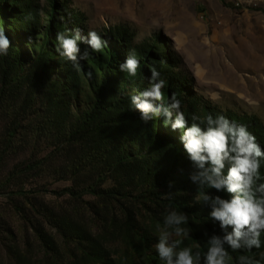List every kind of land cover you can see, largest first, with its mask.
Instances as JSON below:
<instances>
[{
    "label": "rangeland",
    "instance_id": "obj_1",
    "mask_svg": "<svg viewBox=\"0 0 264 264\" xmlns=\"http://www.w3.org/2000/svg\"><path fill=\"white\" fill-rule=\"evenodd\" d=\"M77 28L108 41L79 71L55 49L58 32ZM0 29L12 43L0 56V264H164L153 247L164 217L185 212L192 230L201 197L173 172L156 183L166 155L113 103L147 88L155 67L183 112L264 127V0H0ZM133 50L145 72L126 84L119 64ZM97 94L102 115L84 123ZM142 124L175 141L157 119Z\"/></svg>",
    "mask_w": 264,
    "mask_h": 264
},
{
    "label": "clouds",
    "instance_id": "obj_2",
    "mask_svg": "<svg viewBox=\"0 0 264 264\" xmlns=\"http://www.w3.org/2000/svg\"><path fill=\"white\" fill-rule=\"evenodd\" d=\"M107 44L108 41L96 31L83 35L77 28L58 32L55 49L79 71L83 67L82 61H87L91 53L101 52ZM81 45L86 47L82 50ZM10 47L11 40L0 29V56H7ZM139 68L140 60L134 50L119 64V70L130 77H135ZM149 71V86L129 96L132 110L139 112V119L144 124L159 119L171 131L179 132V141L193 166L188 174L192 184L216 193H227V198L210 191L202 195L204 206L210 208V221L218 225L222 233H203L207 238L206 252L181 247L182 240L174 237L190 235V230L184 227L188 216L185 212L172 210L164 217V227L153 245L159 258L164 264H231L229 249L233 252L260 249L264 233V182H260L264 148L246 125L230 120L224 114L213 116L209 113L203 119L193 115L189 123L181 110L182 101L175 93L165 102L163 89L167 82L161 78V73L155 67ZM87 76L91 79L93 73L88 71ZM174 187L175 181H168L166 198H171ZM237 264H260V261L240 255Z\"/></svg>",
    "mask_w": 264,
    "mask_h": 264
},
{
    "label": "trees",
    "instance_id": "obj_3",
    "mask_svg": "<svg viewBox=\"0 0 264 264\" xmlns=\"http://www.w3.org/2000/svg\"><path fill=\"white\" fill-rule=\"evenodd\" d=\"M223 1V0H221ZM27 23V22H25ZM23 23L21 28L22 29H28V24ZM43 70L46 71L47 66L44 64L42 65ZM145 70L140 68L138 69L137 75L135 77H130L127 75L126 84L134 83L136 79L142 78ZM106 82L105 74H102L101 83L104 84ZM173 90H167L164 94L165 97L170 96L173 94ZM168 102V100H167ZM166 102V103H167ZM113 106L115 108H118L120 111H122V115L125 120V124L128 127L133 128H139V133L142 136L143 139H145L150 147L153 149L154 153H159L161 155H166L167 164L164 168L156 170L154 177V180L158 184H163L166 177L169 176L170 173H175L177 176H180L182 178L188 179V174L193 170V166L191 162L188 160L186 153L184 152L183 148H178L176 145V142H179V136L178 131L175 132V141L170 142L166 136L152 133L151 130L144 127L141 120L139 119V116L132 115V109L130 106L129 99L124 104V106H121L119 101H116L113 103ZM103 107L101 106V96L99 94L96 95L95 100V106L93 108V111L91 113H88L84 116V123H95L102 115ZM185 116L188 118L189 123L192 122V116L194 115L190 110H187L184 112ZM209 113H205L203 118L206 117ZM213 116L216 114H224L226 115L230 120H233L239 124L246 125L248 130L252 132L256 138L257 142L261 145L262 148H264V127L260 123V121L256 117H247V116H238L233 112H217V113H211ZM201 118V119H203ZM158 124L162 120L157 119ZM163 123V122H162ZM162 127V126H161ZM164 127V126H163ZM163 130V128H161ZM181 147V146H180ZM170 150V151H168ZM168 151V152H167ZM141 170L146 169L149 172H153V167L149 164H142ZM261 181L264 182V161L261 162ZM226 173V170H225ZM190 190L197 195L201 197V205L198 209H195L192 211L193 217L195 218V223L192 224L191 227V236L188 240H183L181 247H191L193 249V252L199 250L201 253H204L207 251V238L203 235L205 231H207L209 234L216 232L217 234H221L220 229L218 225L213 224L210 221V218L208 216L210 212V208L204 206L202 201V195L205 192H211L213 195H221L224 198H227V193H216L215 190L208 189L207 187L199 188L197 185L192 184V187ZM63 193H67L70 196H74L73 192L69 189L63 190ZM93 196L101 197L103 195V192L100 190H92L91 191ZM197 223V227H196ZM229 231H231V228H229ZM261 241H262V247L260 249H252V251H246V250H240L233 252L231 249H229L230 257H231V264H237L238 257L240 255H247L251 256L256 260L260 261V264H264V233L261 235Z\"/></svg>",
    "mask_w": 264,
    "mask_h": 264
}]
</instances>
